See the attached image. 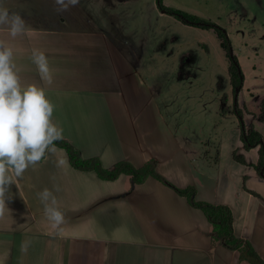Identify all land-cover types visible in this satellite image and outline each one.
Returning a JSON list of instances; mask_svg holds the SVG:
<instances>
[{"label":"crops","instance_id":"obj_1","mask_svg":"<svg viewBox=\"0 0 264 264\" xmlns=\"http://www.w3.org/2000/svg\"><path fill=\"white\" fill-rule=\"evenodd\" d=\"M85 1L57 14L53 0H0L28 28L12 37L0 26V42L12 48L22 85L45 88L53 121L63 129L60 140L107 169L155 160L158 174L180 189L194 187L197 201L230 207L236 236L264 260V178L254 168L260 157L246 159V167L228 162L222 172V142L219 160L208 149L217 116H168L162 84L168 66L151 70L153 54L138 43L147 36L137 41L120 29L116 0ZM130 9L126 24L137 15ZM33 49L48 57L51 85L32 62ZM238 146L242 152L241 134ZM55 147L11 187L10 211L0 217V264H253L220 242L206 214L162 181L150 176L134 184L126 174L105 180L74 168ZM44 188L66 215L59 235L37 196ZM25 240L30 245L22 254Z\"/></svg>","mask_w":264,"mask_h":264},{"label":"rangeland","instance_id":"obj_2","mask_svg":"<svg viewBox=\"0 0 264 264\" xmlns=\"http://www.w3.org/2000/svg\"><path fill=\"white\" fill-rule=\"evenodd\" d=\"M162 1L166 7L195 15L226 31L244 75L237 97L239 87L234 89L229 80L232 61L214 29L190 26L165 13L160 16L157 0H116L120 29L129 30L137 41L147 36V42L138 43L153 54L151 70L168 66V74L162 79L168 116H217L213 139H208L211 155L219 160L222 142V172L225 164L232 161L246 167L236 160V154L254 162L260 153L256 149L247 155L243 146L241 152L237 110L244 116L246 127L255 128L264 138V0ZM130 7H136L137 15H132L126 24L125 10L131 11ZM161 40H165L164 47L158 51L156 45Z\"/></svg>","mask_w":264,"mask_h":264},{"label":"clouds","instance_id":"obj_3","mask_svg":"<svg viewBox=\"0 0 264 264\" xmlns=\"http://www.w3.org/2000/svg\"><path fill=\"white\" fill-rule=\"evenodd\" d=\"M54 11L62 14L79 4L80 0H53ZM0 26H6L16 37L28 28L20 12L12 11L0 2ZM32 62L41 79L53 83V70L43 51L33 49ZM55 105L46 90L36 84L22 85L13 62V50L0 42V217L10 211L11 187L30 168H34L49 152H55V142L63 138V129L53 121ZM66 161L60 160L62 166ZM59 191V188H55ZM37 196L43 214L56 234L66 223V215L58 205L54 192L44 188ZM30 241H22L20 251L27 252Z\"/></svg>","mask_w":264,"mask_h":264},{"label":"trees","instance_id":"obj_4","mask_svg":"<svg viewBox=\"0 0 264 264\" xmlns=\"http://www.w3.org/2000/svg\"><path fill=\"white\" fill-rule=\"evenodd\" d=\"M158 8L165 14L172 15L183 23L190 26H198L203 29H214L221 45L226 52V55L231 59L232 65L229 69V76L231 78L232 86L234 89L239 87L242 89L244 75L241 71L239 61L237 57L232 53V45L226 31L216 24L205 22L195 15H191L186 12L174 10L166 7L162 0H157ZM235 95V92H234ZM236 109L238 105L236 104ZM238 118L241 127V140L243 143L244 150H251L259 147L260 160L254 168L257 170L259 175L264 178V138L262 134L255 128H247L241 111L238 109ZM55 146H58L66 151L68 154L71 165L82 171H94L98 176L105 180H113L118 178L122 174H126L132 178L134 184L142 183L148 177H154L166 185L173 188L179 195L188 198L190 203L200 210H202L209 221L213 225L214 233L217 239L232 250H237L240 253V258L248 260L253 264H264V260L257 253L255 247L249 240H245L236 236L234 232V216L230 207L225 205H214L207 202H200L196 200V189L189 187L186 189H180L158 174L157 162L152 160L148 162L144 167L137 168L131 163L121 162L116 164L113 168H104L99 159H83L80 153L73 148L68 142L64 140H57ZM242 155L236 154V160H239L243 164H246V160L242 158Z\"/></svg>","mask_w":264,"mask_h":264},{"label":"water","instance_id":"obj_5","mask_svg":"<svg viewBox=\"0 0 264 264\" xmlns=\"http://www.w3.org/2000/svg\"><path fill=\"white\" fill-rule=\"evenodd\" d=\"M240 91V88L239 89H237V93H236V97L238 96V92Z\"/></svg>","mask_w":264,"mask_h":264}]
</instances>
